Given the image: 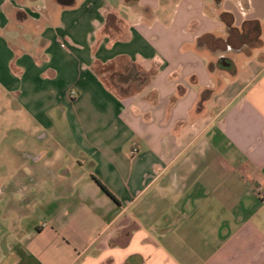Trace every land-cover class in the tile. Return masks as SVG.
<instances>
[{
    "label": "crops",
    "instance_id": "0c3cea01",
    "mask_svg": "<svg viewBox=\"0 0 264 264\" xmlns=\"http://www.w3.org/2000/svg\"><path fill=\"white\" fill-rule=\"evenodd\" d=\"M63 1L0 0V101L41 131L0 143V264H264V0Z\"/></svg>",
    "mask_w": 264,
    "mask_h": 264
},
{
    "label": "rangeland",
    "instance_id": "374dc122",
    "mask_svg": "<svg viewBox=\"0 0 264 264\" xmlns=\"http://www.w3.org/2000/svg\"><path fill=\"white\" fill-rule=\"evenodd\" d=\"M50 1V5L55 9L57 4ZM6 99L0 101V143L6 141L15 142H33L40 135V130H35L37 127L35 121L29 118L28 115L15 103L10 101L6 103ZM38 128V127H37ZM19 200L18 198L15 199ZM16 202L5 198L0 203V208L14 207Z\"/></svg>",
    "mask_w": 264,
    "mask_h": 264
},
{
    "label": "trees",
    "instance_id": "16d2710c",
    "mask_svg": "<svg viewBox=\"0 0 264 264\" xmlns=\"http://www.w3.org/2000/svg\"><path fill=\"white\" fill-rule=\"evenodd\" d=\"M222 0H215L219 4ZM221 18L228 27L229 32V42L233 47H242L247 46H259L260 45V36H261V26L259 22H249L245 24V28L242 33H240L236 28L233 27L234 19L233 16L227 13H223ZM136 73V74H134ZM133 74V75H132ZM131 78L144 83L148 80L146 74H141L138 72H125V73H114L112 76L107 78V82L119 89L123 83H127Z\"/></svg>",
    "mask_w": 264,
    "mask_h": 264
},
{
    "label": "water",
    "instance_id": "95a60500",
    "mask_svg": "<svg viewBox=\"0 0 264 264\" xmlns=\"http://www.w3.org/2000/svg\"><path fill=\"white\" fill-rule=\"evenodd\" d=\"M62 3H63L64 5H65V4L67 5V4H68V0L63 1Z\"/></svg>",
    "mask_w": 264,
    "mask_h": 264
},
{
    "label": "built area",
    "instance_id": "2783aa9c",
    "mask_svg": "<svg viewBox=\"0 0 264 264\" xmlns=\"http://www.w3.org/2000/svg\"><path fill=\"white\" fill-rule=\"evenodd\" d=\"M131 154H132V155L136 154V150H133Z\"/></svg>",
    "mask_w": 264,
    "mask_h": 264
}]
</instances>
